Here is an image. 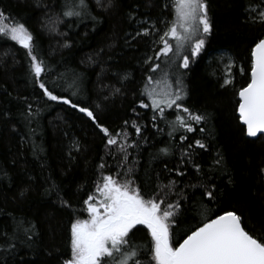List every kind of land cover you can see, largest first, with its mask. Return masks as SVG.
Segmentation results:
<instances>
[{"label": "trees", "instance_id": "1", "mask_svg": "<svg viewBox=\"0 0 264 264\" xmlns=\"http://www.w3.org/2000/svg\"><path fill=\"white\" fill-rule=\"evenodd\" d=\"M65 2L0 0V11L11 17L6 23L22 21L33 34L35 53L51 69L43 77L50 89L93 109L112 132L120 131L130 119L143 126L146 142L127 129L131 139L141 140L138 150L128 149L129 160H139L135 184L147 198L158 184L163 187L170 179L178 180V187L189 196L179 199L181 207L170 228L173 244L182 242L189 229L225 210H235L250 234L264 238V173L260 172L264 136L249 139L237 114L238 92L250 82L251 49L264 38V23L253 19L264 10L261 0H206L212 31L200 56L190 61L187 70L178 67L180 61L172 54L157 61L161 70L153 75L159 78L167 70L171 81L179 76L187 94L184 105L206 115L195 126L196 132L178 130L174 137L168 134L173 110H167V120H158L154 127L151 110L139 108L142 99L147 102L141 95L149 74L144 57L157 47L152 43L155 37L132 39L153 23L163 30L161 21L174 18L173 0H113L107 10L89 0L95 19L64 17L67 9L61 5ZM228 64L233 65L232 83L222 87ZM29 67L26 50L0 38V246L5 234L11 237L21 225L19 238L12 240L16 247L0 250V264H64L71 258V223L88 218L83 201L95 194L101 173L116 174L119 156L113 159L107 154L106 138L87 117L43 97ZM37 109L38 114L26 118ZM182 133L206 144L205 150L196 149L199 175L191 165L183 178L165 167L177 166ZM166 146L174 154H161L159 150ZM216 159L222 165H216ZM101 163L107 166L100 169ZM53 186L56 191H48ZM205 186L215 188V199L201 196ZM33 225L34 234L28 240L22 230ZM130 237L145 250L151 241L148 230L140 225Z\"/></svg>", "mask_w": 264, "mask_h": 264}, {"label": "snow or ice", "instance_id": "2", "mask_svg": "<svg viewBox=\"0 0 264 264\" xmlns=\"http://www.w3.org/2000/svg\"><path fill=\"white\" fill-rule=\"evenodd\" d=\"M261 3L264 4V0H261ZM95 5L107 10L113 6V0H107V3H104V0H95ZM61 8L67 9L62 12L66 18L95 19L91 15L89 0H72L71 3L66 0ZM251 10L256 11L254 7ZM173 14L174 18L170 21H161L164 23L163 30L158 29L153 23L142 31H137L132 37V39L138 36L155 37L152 43L157 47L152 49V55L146 54L144 57L149 74L141 95L146 97L147 102L142 99L139 108L151 110L154 127H158L156 124L158 120H167V110H173L174 119L168 121L170 137H174L178 130H183V133L196 132L195 126L202 124L206 120V115L184 105L183 101L187 94L179 76L171 81L167 70L162 71L159 78L153 75L161 70V63L157 61L162 57L169 58V54H172L180 61L179 68L189 69L190 61L200 56L205 47L206 37L212 31L206 0H173ZM8 19L11 17H6L4 12L0 11V38L15 41L26 50L29 71L42 96L48 101L68 105L87 117L106 138L107 154L113 159L119 156L116 174L101 173L95 194L88 195L83 201L88 219H76L71 223V258L65 260L64 264H145L146 257L147 264H264V238L250 234L242 226V216L235 210H225L215 218H206L202 224L189 229L190 234H187L182 242L174 245L171 224L181 207L179 199L182 197L187 200L189 196L178 187V180L170 179L163 187L158 184L156 190L147 198L135 184V169L139 160L133 158L130 161L129 157L132 154L128 149L138 150L141 140L131 139L132 134L127 129H133L134 135L146 142L147 137L142 136L143 126L136 119H130L124 121L120 131L112 132L100 123L93 109L87 105L81 106L70 97L50 89L43 77L49 75L51 69L35 53L33 34L22 21L8 24L6 23ZM253 19L264 23V10L259 11ZM169 62L170 60L165 61L166 65ZM232 67V64L227 65L228 71L222 87L232 83ZM240 71L243 73L244 70ZM73 85L75 86V80ZM238 96V119L246 126L247 136L257 137L258 134L264 133V38H260L251 49L250 82L239 90ZM28 107L31 109L32 106ZM38 112L39 109L37 113L29 112L26 118ZM133 112H136L135 108ZM199 131L203 133L205 129L201 127ZM183 133L179 137L180 159L177 166L173 168L165 166L169 173L174 172L178 178L187 175L188 165L195 169L197 175L201 173V167L195 160V156L199 155L196 149H206V144L201 139L195 137L190 139ZM159 151L165 156L174 154L171 146L161 148ZM215 164L222 165V160L216 159ZM106 166L105 163L99 165L100 169ZM260 172L264 173V167H261ZM188 187L192 185L189 184ZM48 191H56L55 186ZM57 195L59 196V192ZM216 195L215 188L207 186L201 193V196L207 197L209 201L215 199ZM170 196L177 199L173 201L169 199ZM61 202L65 206H70L62 198ZM204 214L202 210L201 215ZM138 225L146 228L151 237L146 250L130 237V233ZM33 229L34 225L22 230L28 240L32 239ZM20 230L21 225L18 224L11 237L5 234L4 244L0 246V250L8 252L9 249H14L16 245L12 240L19 238L17 232ZM261 235L264 236V232Z\"/></svg>", "mask_w": 264, "mask_h": 264}, {"label": "water", "instance_id": "3", "mask_svg": "<svg viewBox=\"0 0 264 264\" xmlns=\"http://www.w3.org/2000/svg\"><path fill=\"white\" fill-rule=\"evenodd\" d=\"M255 46V45H254ZM237 114H238V111H237ZM241 123V122H240ZM242 125V124H241ZM244 128H245V131H246V126H244V125H242ZM246 136H247V134H246ZM261 136H264V133H260V134H258L257 135V137H248L249 139H252V140H256V139H258V138H260ZM242 226H243V223H242Z\"/></svg>", "mask_w": 264, "mask_h": 264}, {"label": "rangeland", "instance_id": "4", "mask_svg": "<svg viewBox=\"0 0 264 264\" xmlns=\"http://www.w3.org/2000/svg\"><path fill=\"white\" fill-rule=\"evenodd\" d=\"M226 68V65L224 66ZM88 219V218H87Z\"/></svg>", "mask_w": 264, "mask_h": 264}]
</instances>
